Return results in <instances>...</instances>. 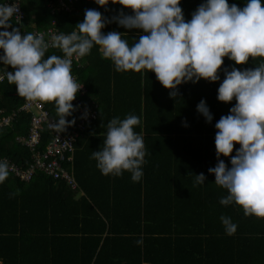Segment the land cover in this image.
Returning <instances> with one entry per match:
<instances>
[{"label": "trees", "instance_id": "1", "mask_svg": "<svg viewBox=\"0 0 264 264\" xmlns=\"http://www.w3.org/2000/svg\"><path fill=\"white\" fill-rule=\"evenodd\" d=\"M19 1L26 14L23 35L37 28L46 30L52 20L60 33L69 34L84 19L85 9H96L108 18L120 10L131 14V9L111 0L105 6L94 0H77L74 11L54 14L42 0ZM227 2L242 7L245 0ZM200 3L202 0H181L186 20ZM108 31L124 33L122 38L129 45L143 34L114 22L102 29ZM49 55L63 53L52 47L45 58ZM261 59L249 57L246 64L235 65L224 57L222 68H254ZM78 63L71 73L85 92L76 96L95 116L84 122L82 130L78 129L81 113L76 110L66 118H74L75 123L62 135L78 133L61 163L71 183L40 171L23 182L9 172L0 183V263L264 264V218L246 216L235 203L221 205L219 200L227 192L215 185L214 175L208 172L217 163L214 125L235 103L234 99L231 103L216 99L219 81L183 83L173 98L152 72L115 71L99 46L94 45ZM5 69L10 71L11 66L0 64V74ZM218 74L222 80V71ZM201 99L213 115L211 123L196 112ZM24 100L6 78L0 82V111L13 115L9 125L0 127V156L22 170L32 158L16 139L27 138L35 115L19 110ZM41 103L54 121V103ZM128 114L141 118L134 131L143 135L146 152L143 175L137 182L127 171L118 177L102 175L90 158L92 151L103 147L107 122ZM50 132L44 125L39 128L37 149L41 153L51 139ZM239 147L234 143L230 156ZM220 159L230 167L229 157ZM200 173L205 175V183L195 185V174ZM221 216L237 225L234 234H226Z\"/></svg>", "mask_w": 264, "mask_h": 264}, {"label": "clouds", "instance_id": "2", "mask_svg": "<svg viewBox=\"0 0 264 264\" xmlns=\"http://www.w3.org/2000/svg\"><path fill=\"white\" fill-rule=\"evenodd\" d=\"M105 6L109 0H94ZM122 10L111 18L103 17L96 9H85L84 19L69 34H54L50 43L43 34L25 32L12 27L11 18L18 16L16 0L0 4V64L5 69L0 81L7 79L16 86L18 96L29 102L54 103L57 116L52 127L65 132L75 123L77 109L72 101L83 87L71 75L73 58L89 54L99 46L104 58L109 59L117 72L147 70L169 89L175 98L183 83L219 81L216 99L235 103L227 115L216 121L214 136L217 163L208 169L215 177V185L227 192L219 203H235L244 214L264 218V59L254 68H222L223 58L235 65L246 64L249 57L264 58V0H245L242 7L227 0H202L185 19L181 0H111ZM143 34L129 45L124 33L102 32L109 23ZM11 28V31L8 29ZM58 48L62 56L45 53L49 47ZM219 71L223 73L221 80ZM196 112L206 123L213 115L204 99L196 105ZM87 116V111L84 117ZM141 118L128 114L124 119L114 117L107 122L103 147L92 151L91 159L102 175L120 176L130 173L133 182L142 178L146 162L143 135L134 131ZM184 126H187L185 123ZM234 143L240 147L230 156ZM229 157L226 165L220 157ZM10 165L0 159V183L9 176ZM206 177L195 174L194 184L202 185ZM226 234L232 235L237 225L230 217L221 216Z\"/></svg>", "mask_w": 264, "mask_h": 264}, {"label": "built area", "instance_id": "3", "mask_svg": "<svg viewBox=\"0 0 264 264\" xmlns=\"http://www.w3.org/2000/svg\"><path fill=\"white\" fill-rule=\"evenodd\" d=\"M46 8L50 11L51 14L59 12H72L75 10V3L77 0H42ZM6 0L0 2V4L5 3ZM11 3V0H7ZM18 3L19 13L18 16L11 18L12 27H15L20 30L21 35H23L22 26L26 18L25 12L20 6V1L16 0ZM3 30V29H0ZM11 31V28L8 29ZM33 34H43V37L46 42L50 43V38L54 34H59L60 32L55 27V21L52 20L50 27L44 31H39L37 29L32 30ZM52 48L51 46L48 48ZM80 58H73L72 67L76 63L78 66ZM71 67V68H72ZM12 71V68L11 70ZM3 75V74H0ZM73 78L75 76L71 73ZM1 82V81H0ZM78 82V81H77ZM79 83V82H78ZM85 89L82 87L78 91V95L84 94ZM73 106L76 107L77 111L81 113L82 117L80 118L78 129L82 130L84 122L94 118L95 111L89 110L87 107L82 105L81 100L76 98L72 101ZM19 110L26 111L28 113H33L32 120L30 122L29 134L27 138H17L16 141L20 142L23 146L28 148V151L31 154L32 162L24 170L19 169L17 165L12 163L9 159L0 156V159H6L10 165L9 172L12 173L15 177H19V180L23 182H28L35 171H40L46 176H52L53 178H64L68 183H71V178L61 170V163L64 161L66 152L72 150V142L78 133L74 132L73 134L64 136L62 133H57L52 127L54 121L47 117V113L43 110V105L41 102H29L26 99L24 100L23 105ZM87 111V116L84 117V113ZM12 116L5 115L0 111V127L9 125ZM44 125L45 128L50 132L51 139L46 146L44 152H39L37 147L39 145L40 133L39 128ZM1 264V263H0Z\"/></svg>", "mask_w": 264, "mask_h": 264}, {"label": "bare ground", "instance_id": "4", "mask_svg": "<svg viewBox=\"0 0 264 264\" xmlns=\"http://www.w3.org/2000/svg\"><path fill=\"white\" fill-rule=\"evenodd\" d=\"M82 21V20H81ZM38 29V28H37ZM188 88V87H187ZM76 195V194H75ZM75 197V196H74ZM75 225V224H74Z\"/></svg>", "mask_w": 264, "mask_h": 264}, {"label": "rangeland", "instance_id": "5", "mask_svg": "<svg viewBox=\"0 0 264 264\" xmlns=\"http://www.w3.org/2000/svg\"><path fill=\"white\" fill-rule=\"evenodd\" d=\"M22 105H23V104H22ZM22 105H21V106H22ZM21 106H20V107H21Z\"/></svg>", "mask_w": 264, "mask_h": 264}]
</instances>
